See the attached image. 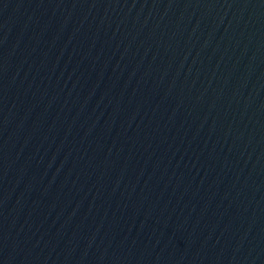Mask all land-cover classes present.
<instances>
[{
  "label": "water",
  "instance_id": "obj_1",
  "mask_svg": "<svg viewBox=\"0 0 264 264\" xmlns=\"http://www.w3.org/2000/svg\"><path fill=\"white\" fill-rule=\"evenodd\" d=\"M0 264H264V0H0Z\"/></svg>",
  "mask_w": 264,
  "mask_h": 264
}]
</instances>
